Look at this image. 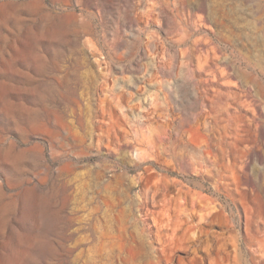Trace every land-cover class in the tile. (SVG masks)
Here are the masks:
<instances>
[{
  "label": "rangeland",
  "instance_id": "rangeland-1",
  "mask_svg": "<svg viewBox=\"0 0 264 264\" xmlns=\"http://www.w3.org/2000/svg\"><path fill=\"white\" fill-rule=\"evenodd\" d=\"M0 264H264V0H0Z\"/></svg>",
  "mask_w": 264,
  "mask_h": 264
}]
</instances>
